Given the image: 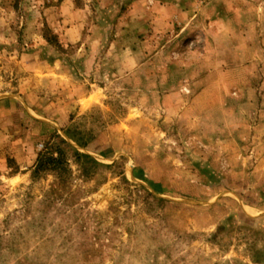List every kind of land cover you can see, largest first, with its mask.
<instances>
[{
    "label": "rangeland",
    "instance_id": "obj_1",
    "mask_svg": "<svg viewBox=\"0 0 264 264\" xmlns=\"http://www.w3.org/2000/svg\"><path fill=\"white\" fill-rule=\"evenodd\" d=\"M56 136L99 167L35 177ZM250 228L264 0H0V264H264Z\"/></svg>",
    "mask_w": 264,
    "mask_h": 264
},
{
    "label": "trees",
    "instance_id": "obj_2",
    "mask_svg": "<svg viewBox=\"0 0 264 264\" xmlns=\"http://www.w3.org/2000/svg\"><path fill=\"white\" fill-rule=\"evenodd\" d=\"M67 138L74 142L79 147L83 148L86 147L87 143L80 142V140H77L69 134L68 132L65 133ZM56 143L53 144V150L46 151L44 153H41L37 156L35 165L33 168V175L35 177L39 176V174L44 173L48 170L50 171H60V168L63 167L64 164V155H63V149L60 146H65L70 151L73 152V155L77 162H82L85 165H88L91 168L99 167V164L90 156L84 155L79 153L74 147H72L69 143H67L64 139H62L60 136L55 137ZM57 154V157L53 156L54 152ZM255 228H250V230L256 232V233H262L263 228H259L254 230Z\"/></svg>",
    "mask_w": 264,
    "mask_h": 264
}]
</instances>
